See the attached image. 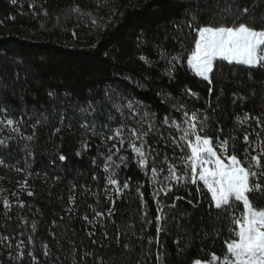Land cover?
Masks as SVG:
<instances>
[{"label":"trees","instance_id":"1","mask_svg":"<svg viewBox=\"0 0 264 264\" xmlns=\"http://www.w3.org/2000/svg\"><path fill=\"white\" fill-rule=\"evenodd\" d=\"M236 3L250 9L239 20L233 0H17L15 5L10 0H0V24L10 30L9 34L0 35V108L6 109L7 118L24 120L19 133L0 125V139L12 137L7 139L6 147L0 145V158L14 166H6L10 170L20 168L16 172L25 174L29 185L10 209H5L0 201V236L15 237L0 243V264H32L27 255L31 245L25 247L22 260L10 259L9 253L16 256L15 245L21 239L27 245L33 220L38 222L34 251L40 264H73V246L75 264H99L101 259L104 264H193L197 259L208 261L212 253L223 256L231 225L223 212L214 206L210 209L211 194L200 182L193 185L164 180L169 164L184 170L185 162L179 157L187 149L182 152L172 143L170 137L178 139L180 133L162 121L166 115L178 123L182 121V111L173 107L177 103L189 112L200 110L201 118L205 114L210 118L207 134L214 138L219 135L220 139L236 137V154L244 158L243 136L245 132L252 133L256 122L249 119L241 124L236 117L243 120L248 114L264 121V68L217 61L210 74L213 83L209 84L187 65V56L197 38L195 26L244 21L257 29L264 28V0ZM229 5L231 12L225 10ZM77 7L80 11L73 12ZM189 23L194 27H189ZM161 52L167 53V59L161 58ZM177 55L181 59L173 62L175 67L171 69L168 61ZM141 56L149 63L140 60ZM169 70L171 76L166 74ZM106 89L115 91L106 95ZM185 89L197 96L187 94ZM49 92L54 95L49 96ZM164 95L169 99L162 103ZM129 99L141 102L142 110L156 114L159 132L147 138L160 153L156 158V183L150 179L151 163L145 175L125 144L120 155L127 157V167L121 166L118 178L121 183L128 179L130 186L119 198L108 186L116 201L114 216L108 219L105 215L104 227L97 224L93 228L82 217L87 214L92 218L89 205L105 212L111 206L104 195L102 154H107L116 142L107 141L105 146L104 140L80 125L95 123L98 129L102 125L115 128L121 123L137 126L135 121L125 119L129 110L124 105ZM89 102L94 110L81 112ZM35 113L47 115L48 121L37 126L35 140L27 141L22 137L32 134ZM0 119H5L4 112H0ZM58 127L61 131L55 133ZM83 139L88 141L87 150L81 146ZM232 143L230 140V146ZM78 151L80 155L76 154ZM61 153L67 158L63 162L58 159ZM93 159L97 161L95 165ZM161 168L165 171H159ZM29 172L33 175L29 176ZM94 175L97 180L92 179ZM55 176L61 179L57 181ZM73 184L76 203L71 205ZM167 185L172 186L171 193L165 196L160 192L158 196L162 207L171 204L176 196L185 199L176 201L174 209L164 207L166 220L161 223L166 231L157 236L153 192ZM81 186L91 191L85 192ZM138 186H142L139 191L151 224L141 219L145 208ZM29 190L32 196L27 194ZM188 199L196 206L188 204ZM251 199L264 207V196L253 193ZM21 201L24 207H19ZM70 207L75 211L68 212ZM235 214H240L239 206ZM88 232L95 235L89 237ZM50 233H55V238ZM41 241L49 245L48 258L43 255ZM9 243L13 245L11 249L7 247Z\"/></svg>","mask_w":264,"mask_h":264},{"label":"snow or ice","instance_id":"2","mask_svg":"<svg viewBox=\"0 0 264 264\" xmlns=\"http://www.w3.org/2000/svg\"><path fill=\"white\" fill-rule=\"evenodd\" d=\"M15 5L17 0H10ZM235 5L237 19L241 16L249 13L250 9L245 6L241 7L233 0ZM33 6V5H30ZM226 11H232V5H229ZM73 12H79V8H73ZM264 19V17H261ZM192 20H196V16H192ZM2 23V22H0ZM93 25L96 21L92 20ZM189 27H194L192 23H189ZM194 30L197 32V38L195 39L194 48L187 56V65L195 73L196 76L207 81L209 84L213 83L210 74L214 72V65L217 61H225L228 64L244 65L249 68H264V28L257 29L251 23L241 21L236 23L233 21L231 25L228 24H207L203 26H195ZM75 36V32H73ZM162 59H167V53L161 52ZM181 57L179 55L171 57L168 61L171 65V69H174L175 64L173 62H179ZM140 60L145 63H149L145 56H141ZM166 74L172 75V70H169ZM125 79H130L125 77ZM138 86H141L137 82ZM106 95L109 91H115L112 89H106ZM186 93L191 96H197V93L191 89H185ZM212 89H209L211 93ZM49 96H53L54 93L49 92ZM122 95V94H120ZM157 95H162L157 93ZM123 98V97H122ZM111 99V97H109ZM169 97L164 95L163 102H167ZM241 99H243L241 97ZM129 111L125 117L123 109L117 105V110L121 112V116L125 119H131L135 121L137 126H129L127 123H121L115 128H111L108 125H102L98 129L95 123H82L81 128L86 132H91L93 136H99L101 140L115 141L112 148L107 149V154L103 155L102 170L106 174V186L104 187L105 198L109 201L110 207L105 211H98L96 208L89 205L93 215L89 219V216L85 214L82 218L91 225L93 228L97 224L104 227L103 220L105 215L108 219H111L115 213V199L110 194V188L114 189L116 197L119 198L123 195L125 189L129 188V180L126 179L121 183L118 178V172L121 166L127 167V157L120 155L121 150L125 144L131 149L138 167L145 170V175L148 174L147 169L149 163H151V181L156 183V177L158 174V168L156 166V158L160 153L152 148L148 143L147 138L150 135H154L159 132V128L156 124V114L147 110H142L144 106L139 101L132 99L127 100L124 105ZM176 110L182 111V121L176 122L171 119L170 116H164L162 123L169 127L175 128L180 133L178 139L176 137H170L172 143L180 148L182 152L187 149V153L181 157L180 160L185 162L184 170L181 172L175 164H169L166 171L167 175L164 177L165 181H173L176 184L198 185V182L202 183L203 187L207 189L211 194L210 209L214 208L223 212L229 219L230 227L228 229V239L224 241L225 252L223 256H218L215 253L211 254V261L207 264H264V207L260 206L257 201L251 199V194L264 196V183L261 182V178L264 177V121L261 117H250L248 114L244 115L243 120L240 116L236 117V121L244 123L249 119L255 120L256 128L252 133L245 132L243 136V143L246 145L244 148V158L242 159L236 154L234 141L236 137L231 136L228 139H220L219 135L215 138L207 134L209 116L203 115L201 118L200 110L187 111L184 105L179 103L173 105ZM89 109H93V105L89 102L88 108H81V112H87ZM94 110V109H93ZM0 112L5 113V119H0V125H4L11 131L19 133V125L24 123L23 117L19 120L7 118V111L4 108H0ZM27 114V113H25ZM35 122L31 125L33 132L31 135L22 137L27 141H33L36 138L37 126L47 123L48 117L43 113L34 114ZM29 119H33L32 116ZM60 123L63 124V117L60 119ZM146 125V126H145ZM61 129L58 127L55 129V133H59ZM222 131V130H221ZM255 136V139H250L251 136ZM163 139V137H161ZM7 139H12L9 137ZM7 139H0V145L7 146ZM230 140L233 142L230 146ZM182 142V144H181ZM81 146L84 150L88 148L87 139H83ZM27 147V145L25 146ZM115 149V151H113ZM30 156L32 153L29 151ZM80 155L78 151L76 153ZM114 157H116L114 159ZM151 157V161H150ZM59 161L63 162L67 158L62 153L58 155ZM165 162L167 156H165ZM55 163V161H53ZM97 161L92 160V164L95 165ZM0 166L7 165L6 161L0 158ZM255 169V170H254ZM16 171H21L20 168H15ZM159 171H165L163 168ZM179 173V174H178ZM29 176L33 173L29 172ZM38 177L39 173H35ZM55 180H60L59 176L54 177ZM93 180L98 178L94 175ZM130 179V178H129ZM22 188L29 187L27 179L22 182ZM85 192L91 191L85 186ZM137 192L139 198L142 201V205L145 208L144 215L141 219L145 224H151L152 221L147 219L148 212L146 210L147 205L144 202L143 193ZM76 186L73 184V194L69 196V204L74 205L76 203V196L74 194ZM172 191V186L167 185L162 187L159 191L153 192V198L156 200V233L157 236L161 232H165L166 228L162 226V221L166 220V214L164 213V207L175 208L176 201L184 200L183 196H176L172 203L169 205L161 206V202L158 199L159 193L163 192L165 196H168ZM201 191L200 187H197V192ZM29 196L33 195L31 190L27 193ZM93 195H96L93 193ZM191 193H189V196ZM187 203L195 207L191 199L187 200ZM97 204H99V196H97ZM5 209H10L11 205L7 199L3 201ZM240 207V214H235L236 208ZM19 207H24V203L21 201ZM68 212H74V208H68ZM186 215V214H185ZM63 219V218H61ZM27 222V221H25ZM114 222V221H113ZM37 221H31V232L27 234V245L23 239L19 240L15 245L16 256L13 257L11 252L9 253L10 259L22 260L25 252L24 249L28 245L33 246L27 252V255L31 258L32 264H40L37 256L35 255V233L37 230ZM56 225V222H52ZM19 235L23 236L24 233ZM55 238V233H50ZM89 237L95 235L94 232H88ZM105 239L108 237L107 231L103 233ZM15 239V237L0 236V243ZM119 240V233L117 234V241ZM96 243L95 240L92 241ZM158 243V240L156 241ZM71 243V242H70ZM149 244L153 243V240L148 241ZM7 247L11 249L13 245L7 244ZM40 247L43 249V255L45 258L50 257L51 251L48 243L41 241ZM128 248V245H125ZM73 264H75V247L72 249ZM85 255H91V253H85ZM159 255L157 261L159 262ZM59 260V257H57ZM99 264H104L103 260L99 261ZM193 264H206L199 259L195 260Z\"/></svg>","mask_w":264,"mask_h":264},{"label":"rangeland","instance_id":"3","mask_svg":"<svg viewBox=\"0 0 264 264\" xmlns=\"http://www.w3.org/2000/svg\"><path fill=\"white\" fill-rule=\"evenodd\" d=\"M9 33L10 30L2 27L0 24V35H7ZM26 179L25 174L10 170L6 166H0V201L3 202L7 199L10 205L16 204L18 202V195L27 191V187H21L22 182ZM111 192H114V190H111ZM210 261L211 258L203 262L207 264Z\"/></svg>","mask_w":264,"mask_h":264}]
</instances>
